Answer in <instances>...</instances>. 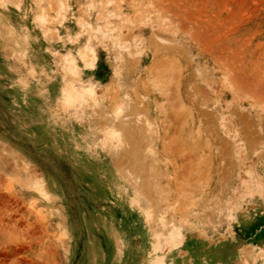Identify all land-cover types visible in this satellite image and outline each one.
Instances as JSON below:
<instances>
[{
	"label": "rangeland",
	"instance_id": "1",
	"mask_svg": "<svg viewBox=\"0 0 264 264\" xmlns=\"http://www.w3.org/2000/svg\"><path fill=\"white\" fill-rule=\"evenodd\" d=\"M0 264H264V0H0Z\"/></svg>",
	"mask_w": 264,
	"mask_h": 264
},
{
	"label": "bare ground",
	"instance_id": "2",
	"mask_svg": "<svg viewBox=\"0 0 264 264\" xmlns=\"http://www.w3.org/2000/svg\"><path fill=\"white\" fill-rule=\"evenodd\" d=\"M204 97H205V96H204ZM205 98H206V97H205ZM180 111H181V110H180ZM163 122H164V121H163ZM36 185H37V184H36ZM38 191H39V190H38ZM40 192H41V191H40ZM16 211H17L16 209H13V212L16 213ZM11 213H12V212H10V215H11ZM7 215H8V214H7ZM14 215H15V214H14ZM23 218H24V216L21 215L19 218H14L13 221L16 222V221H18V219L20 220V219H23Z\"/></svg>",
	"mask_w": 264,
	"mask_h": 264
}]
</instances>
